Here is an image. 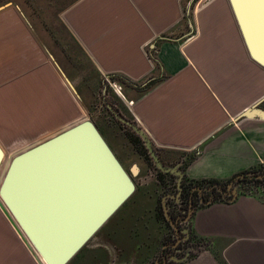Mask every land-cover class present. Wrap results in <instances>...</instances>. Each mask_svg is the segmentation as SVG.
Here are the masks:
<instances>
[{
    "label": "crops",
    "instance_id": "1",
    "mask_svg": "<svg viewBox=\"0 0 264 264\" xmlns=\"http://www.w3.org/2000/svg\"><path fill=\"white\" fill-rule=\"evenodd\" d=\"M58 22L93 71L89 80L67 79L19 7H0L2 149H22L85 116L109 130L103 104L97 113L90 107L96 96L105 100L104 80L121 86L124 106L166 161L197 152L189 178L221 181L264 165V65L251 58L229 0H68ZM85 84L97 92H84ZM133 176L140 191L115 223L154 204L151 172L141 165ZM221 197L195 212L191 226L207 244L190 258L166 253L169 245L150 240L147 229L146 243L113 239L108 223L68 264H264V200ZM15 232L0 210V264H38Z\"/></svg>",
    "mask_w": 264,
    "mask_h": 264
},
{
    "label": "water",
    "instance_id": "2",
    "mask_svg": "<svg viewBox=\"0 0 264 264\" xmlns=\"http://www.w3.org/2000/svg\"><path fill=\"white\" fill-rule=\"evenodd\" d=\"M229 1L251 58L264 65V0ZM106 105L120 123L141 137L155 167L175 173L179 183L182 172L161 163L148 134ZM254 108L241 116L250 117ZM259 116L264 118V111ZM3 157L0 146V167ZM137 170L133 164L131 173ZM135 189L131 175L85 116L12 155L0 177V210L46 264H68Z\"/></svg>",
    "mask_w": 264,
    "mask_h": 264
},
{
    "label": "rangeland",
    "instance_id": "3",
    "mask_svg": "<svg viewBox=\"0 0 264 264\" xmlns=\"http://www.w3.org/2000/svg\"><path fill=\"white\" fill-rule=\"evenodd\" d=\"M68 0H0V7L11 3L15 7L16 5L19 7L20 11L24 13L26 18L31 22L32 26L41 33V35L44 37V40L46 41V44L48 45V49L51 51L52 56H53V61L60 68V70L65 74H68L72 76L71 78L74 79L76 76H73L75 74H83L86 76L85 81L89 80L88 76L93 74V71L89 69L88 62L86 58L83 56L82 53H80L74 45H72L70 39L68 36H66L65 32L63 31L62 26L58 22V16L63 8V6L67 3ZM189 17V15H188ZM188 25V24H187ZM67 78V75H65ZM68 79V78H67ZM91 84V80L90 83ZM84 87V92L87 90H90V94L92 93V89L94 92H97V85L96 87L92 85H87ZM99 85V84H98ZM100 91L99 94L103 96L104 94L106 95L105 97V103H103L100 100V96L94 97V101L91 102V110L93 111H98V106H100V102L103 104V106L100 107L101 113L103 114V117H107V120L109 122V130L103 126H101V123L98 121V119L95 117V120L98 122L100 129L103 131L104 135L106 136L108 142L111 144L113 147L114 151L119 155L120 159L122 162L125 164L127 168L130 169V167L133 164H142L143 167L146 168H153L155 167V164L153 165V161L144 145L143 140L141 137L136 134L133 130L127 128L124 124L120 123L118 119L115 117H111L107 114L106 110L108 109L106 103L111 106L115 111L119 112V115L126 118L128 121H131L133 123H136V121L132 118L131 114L128 112L127 108L124 106L123 102V97L118 95L119 93L118 88H116L117 93L110 87L109 84H107L106 81L103 80V82L100 85ZM113 90V91H112ZM115 92V94H114ZM109 110V109H108ZM110 111V110H109ZM112 114V113H111ZM90 117V116H89ZM106 120V121H107ZM44 139V138H43ZM130 140H133L134 147L139 150L138 156L135 154V152L130 150L129 144L127 143ZM29 146V145H28ZM142 146L146 149V154L141 151L143 150ZM24 146H22L23 148ZM27 147V146H26ZM157 154H160L159 150L156 149L154 146ZM3 149L5 150L6 153V159H3L1 167H0V177L4 171L5 165L7 164L8 160L12 157L15 152H17V149L15 150L14 148H9L8 145H3ZM196 151H191L188 153V156L185 158H189L190 156H195ZM173 163V162H172ZM171 163V164H172ZM173 165V164H172ZM170 166V165H169ZM155 169H152L154 171ZM155 172V171H154ZM134 180L138 181V178L136 176H133ZM147 189L149 190H155L156 189V184L155 182H150L148 184ZM138 193H133V195L130 197L131 200L136 197ZM129 198V199H130ZM128 199V200H129ZM149 206V205H148ZM145 205L143 208H139L138 210L135 209L133 213L130 214V218L125 219L124 221H117L115 223L116 219L122 211L124 210V206L121 207L117 212L110 218V220L105 224L104 228H101L99 232L94 237L100 236L102 231L105 230L106 225L108 223H111V228H115L113 230L114 233H112V238L114 239L115 237L123 238L127 237L130 240L134 242V244H139V243H146L148 242L146 235L147 231H145V228L149 231V233L154 234L153 231L155 228L163 227V229L169 233V227L165 222H163V217H162V212H159V219H160V224H156L151 217L152 214H150L149 207ZM144 213L145 219L141 218V214ZM132 215V216H131ZM132 217V219H131ZM149 218L151 220H149ZM148 219V220H147ZM113 222V223H112ZM149 224L148 226H145ZM19 227V226H18ZM17 230L21 231L20 228H17ZM163 230V231H164ZM16 233V232H15ZM22 234L24 233L21 231L19 232V235L21 237ZM17 235V234H16ZM151 235V237H152ZM25 237V235H24ZM92 239L88 242L91 243ZM154 241V240H153ZM153 245H146L145 247L142 246L141 250L147 253H151L153 250ZM31 257V256H30ZM80 261V260H79ZM78 260H76L73 264H82L79 263ZM84 264V263H83Z\"/></svg>",
    "mask_w": 264,
    "mask_h": 264
},
{
    "label": "flooded vegetation",
    "instance_id": "4",
    "mask_svg": "<svg viewBox=\"0 0 264 264\" xmlns=\"http://www.w3.org/2000/svg\"><path fill=\"white\" fill-rule=\"evenodd\" d=\"M100 133L104 137L101 131ZM129 142L130 143H127V145L129 144L130 150L140 156L138 154L139 150L134 147L132 140L129 139ZM108 145L122 164L123 168L131 175L136 185L134 194L138 193L140 191V187L134 180V174L131 173V169L125 166L119 155L114 151L111 144L108 143ZM158 156L161 163L165 167L172 168L177 166L182 173L181 180L178 183V175L171 171H163L154 166L151 169L147 168L149 172H151V176L156 184V189L151 190V194L149 196L150 198L154 197V204L152 208L149 209L150 214H152L151 217L158 225L160 224L158 214L159 212H162L163 222L167 224L170 230V232L167 233L165 230L160 231L159 229H163V227H159V232L156 230L153 236L150 237V240H156L158 242L160 241V243L168 244L169 246L166 253H169L176 258L181 256L190 258L197 254V252L201 249L203 240L198 238L200 236L194 232L191 226L194 214L199 208L221 200V196L223 194L229 198L244 195L264 200V165L262 164L240 171L226 180L220 181L207 178L191 179L184 171L187 164L192 160L189 161V158H180L169 162L166 161L160 154H158ZM141 165V163L136 164L138 169ZM152 169H155V172L152 171ZM149 220L151 219L149 218ZM148 225L149 224L146 222L145 226ZM201 238L207 241L206 238ZM206 241L204 242L206 243ZM168 264L175 263L173 261Z\"/></svg>",
    "mask_w": 264,
    "mask_h": 264
},
{
    "label": "bare ground",
    "instance_id": "5",
    "mask_svg": "<svg viewBox=\"0 0 264 264\" xmlns=\"http://www.w3.org/2000/svg\"><path fill=\"white\" fill-rule=\"evenodd\" d=\"M25 148V147H24ZM24 148H22V149H24ZM21 149H19V150H17V152L18 151H20ZM2 151H4L3 149H2ZM17 152H15V153H17ZM3 153H5V152H3ZM5 155V154H4ZM5 158V157H4ZM14 220V219H13ZM14 223H16L15 222V220L13 221ZM15 225H17V224H15ZM18 226V225H17ZM19 228V227H18ZM21 230V229H20ZM25 235V234H24ZM25 239L28 241V245L30 246V248L32 249V251L37 255V257L39 258V260L42 262V264H46L45 263V261L41 258V256L39 255V253L35 250V248L32 246V244L30 243V241L27 239V237L25 236Z\"/></svg>",
    "mask_w": 264,
    "mask_h": 264
},
{
    "label": "built area",
    "instance_id": "6",
    "mask_svg": "<svg viewBox=\"0 0 264 264\" xmlns=\"http://www.w3.org/2000/svg\"><path fill=\"white\" fill-rule=\"evenodd\" d=\"M108 83H109L110 87H111L116 93H117L116 88H118L119 93H117V94L120 95V96H123L122 93H121V86H120L118 83H116L115 81H109Z\"/></svg>",
    "mask_w": 264,
    "mask_h": 264
},
{
    "label": "trees",
    "instance_id": "7",
    "mask_svg": "<svg viewBox=\"0 0 264 264\" xmlns=\"http://www.w3.org/2000/svg\"><path fill=\"white\" fill-rule=\"evenodd\" d=\"M132 142H133V140H132ZM133 143H134V142H133ZM134 144H135V143H134ZM142 148H143V150H141V151H143V152L146 154V153H147V152H146V149H145L143 146H142ZM194 158H195V156H192V157L190 156V157H189V161L193 160ZM125 203H126V202H125ZM125 203H124V204H125ZM124 204H123V205H124ZM123 205H122V206H123ZM122 206H121V207H122ZM121 207H120V208H121ZM120 208H119V209H120ZM119 209H118V210H119ZM198 238L201 239V240H203V244H202L201 247L206 246L207 241H206L205 239L201 238V237H198ZM204 241H206V243H205ZM77 254H78V253H77ZM77 254H76L75 256H77ZM75 256H74V257H75ZM74 257H73V258H74ZM222 264H223V263H222Z\"/></svg>",
    "mask_w": 264,
    "mask_h": 264
}]
</instances>
